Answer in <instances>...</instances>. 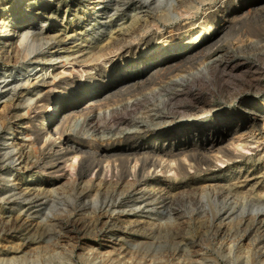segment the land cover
I'll return each mask as SVG.
<instances>
[{"label":"bare ground","instance_id":"obj_1","mask_svg":"<svg viewBox=\"0 0 264 264\" xmlns=\"http://www.w3.org/2000/svg\"><path fill=\"white\" fill-rule=\"evenodd\" d=\"M6 1L0 0V79L2 80L0 95H3V103H5L0 119L1 116L6 118L11 115L13 105L28 107V110L34 111V115L30 116L29 111L26 113L28 117L25 114L17 115L27 119V130L32 140L28 143L24 140L14 148L5 147L0 160L9 156L18 163L16 164L18 170L30 172L37 168V159L32 152L33 146L41 144L42 153L47 151L46 155H42L41 165L45 168L40 171L51 175L53 183L43 180L32 184L28 182L29 186L25 189L32 191L31 196L35 194L40 207L45 203L47 195L59 191L56 186L59 182L64 180L69 185H75L79 180L86 179L82 181L78 193L83 200H90L93 204L87 207L88 202L82 201V204L84 203L82 211L85 213L79 216L84 219L80 220L82 227L98 229L109 234L110 238L114 237L115 240L129 232H145L146 236L149 234L148 236L160 237L191 225L187 223L188 221L177 219L181 215L180 212L177 211L178 216H174L172 212L174 210L171 209L169 214L166 213L169 221H160L157 218L165 216L163 211L165 213L167 208L166 201L177 196L174 192L175 195L172 194V190L187 186L192 188L191 186L197 185L199 187L197 190L203 193L210 192L216 199L219 196L223 197L226 205L212 213L213 221L211 220L209 225L206 224L209 220L206 221L207 219H203L202 216L203 218H198L199 220L193 223L195 226L216 228L222 233L243 227L259 229L264 227V171H259L264 168L261 167L264 166V136L256 133L245 135L242 132V129L250 126L251 120L246 116L238 119L222 116L217 122L208 126L187 127L173 133L169 132L173 129L176 117L182 115L181 117L202 121L216 110L212 105L210 108L209 103L199 101L201 92L196 87L204 80L211 81L210 70L216 67L218 62L227 69L231 66V62L226 60L225 56L216 58L196 71L182 74L178 71L180 67L202 58L200 53L191 50L184 54L183 64L170 63L171 60L152 63L143 71L132 73L118 83H109L111 72L117 68L116 61L119 58H121L120 62L126 61L129 57L126 54L131 49H135V52L148 51L145 46L139 44L142 39L138 31L148 32L149 23H154L157 28H160L163 22L169 24L171 28L169 35L162 34L160 42L155 46L154 50L160 51L179 37L176 30L186 28L190 24L182 25V21L187 22L189 17L198 13L205 5L209 6L208 9L213 8L214 0H170L165 14L157 16H151L149 13L134 14L132 17L137 21L133 22V27L125 28L123 25L120 31L110 33L106 42L102 38L103 40L93 46L86 45L85 37L81 41L67 44L66 41L71 37L68 31L41 24L35 25L36 21L42 18L49 21L58 19L60 17L58 4L41 8L46 11L34 13L27 22L17 21L20 17V13L17 12L12 25L7 26L6 20L2 19L3 15L7 14V10L4 13L5 9L23 11V6L16 7V0ZM111 2L112 0H75L74 4L86 7L95 4L97 8ZM9 3L13 5L6 6ZM187 3L188 6L179 11L182 5ZM135 4L143 8L139 2L136 1ZM229 4L230 0H221L218 7L220 17L229 18L232 14L231 10L227 9ZM112 12L107 10L101 13L100 15L106 17L98 21L100 23L112 21L114 16ZM66 15L67 12L61 20L67 25ZM213 15H215L213 10L205 13L201 16L198 25L209 22ZM29 25L33 26L29 27ZM110 47L114 50L105 53ZM169 74L173 75L172 78L166 80L165 85L156 87L158 82H163V77ZM96 85L99 90L90 92ZM57 90L64 94L54 95ZM81 93L82 98H87L83 105L78 102L82 99L79 97ZM182 96H190L193 102L199 105L198 108L187 105L186 107L178 103ZM114 98L120 100L116 102ZM127 98L128 100H125ZM70 99L72 101L68 102ZM159 99L165 103L163 109L155 104ZM150 105L153 108H149ZM242 105L262 119L264 129V107L254 103L248 105L245 100ZM136 109H141V113L132 116V112ZM39 121L42 123H36ZM231 129H236L237 132L227 133ZM151 135L157 136L155 143L145 144L140 139L142 136L148 138ZM238 159L248 163L250 161L262 163L256 169L252 166H237L235 172L227 171L229 176L224 178L200 177L203 172L223 170ZM256 170L262 174L259 175ZM59 172L62 174L57 175ZM163 178L176 180L177 184L161 183L162 185L158 186L152 182L155 179L162 181ZM237 205L240 208H237ZM86 212H88L87 220ZM59 217H56L52 223L60 225L63 217ZM217 217L221 219L219 222H215ZM47 226L49 227L48 223ZM8 252V250L3 251L7 255ZM5 256L0 258L5 260ZM262 256L264 253L259 255ZM161 257L167 256L163 254ZM198 258H200L198 253L189 254L185 261L193 263ZM163 261L166 263L167 260ZM163 261L153 263H164Z\"/></svg>","mask_w":264,"mask_h":264},{"label":"rangeland","instance_id":"obj_2","mask_svg":"<svg viewBox=\"0 0 264 264\" xmlns=\"http://www.w3.org/2000/svg\"><path fill=\"white\" fill-rule=\"evenodd\" d=\"M16 1V7L20 5L21 7L23 6V11H21V9L17 11L5 9L4 13H6L7 10V14L3 15L2 19L6 20L7 26L12 25V20L16 17L17 12L20 13V17L17 18V21L21 20L27 22V19H30L34 13L46 11L41 10V8L48 7L50 4H58L60 8V17L58 19L49 21L42 18L37 20L35 25L38 26L41 24L44 26L62 28L68 31L71 37L66 41L67 44L73 43L74 41H81L85 37L87 40V42H85L86 45L92 46L98 44L97 42L103 39H105L106 42L107 38L111 35L110 33L120 31L123 25L125 28L133 27V22L137 20L134 21L132 15H144L147 13L151 16L162 15L167 12L170 5V0H149L148 2L145 0H112L111 4L105 3L97 8H95V4H91L88 7L81 4L75 5V0ZM136 1L139 2L143 8H139V4H135ZM6 2H8V0ZM220 2L221 0H214L213 8L208 9L209 6L205 5L203 6L204 9L202 8L198 13L189 17L187 22L182 21V25L185 23L190 24L187 25L188 27L186 28L176 30L179 37L175 39V41L167 44V46L160 51L154 49L158 42H160L162 34L166 36L169 35V30L171 29L169 24L163 22L161 27L157 28L154 26V23H149L147 29L150 30L148 32L141 33V31H138L142 39L139 44H142L143 47L145 46L148 51L140 52L138 50V52H135V49H131V51L126 54V56H129L126 61L120 62L119 60L121 58H119L116 61L118 63L117 68H114L115 70L111 72L109 83H118V81H122L126 76L132 73L143 71L152 63L171 60L172 62L170 63L183 64L182 59L184 54L191 50H194V52L198 54L200 53L202 58L193 60L186 63L183 67H180L178 71L182 74L196 71L208 63L213 62L216 58L225 56L224 58L231 62V66L227 69L224 68L221 62H218V65L210 70L211 81H200L201 83L196 87L201 92L199 101L209 103L210 108L212 105L216 110L208 114L202 121L184 116L181 117L182 115L176 117L173 129L169 132L173 133L176 130L187 127L200 128L208 126L217 122L222 116H228L230 119H238L242 116H246L252 123H250V126L247 128L242 129V132L245 135L256 133L259 136H264L262 119L242 105V102L245 100L248 102V105L254 103L261 104V106L264 107V0H230L227 9L231 10L232 14L229 18H225V16L220 17V13L218 12ZM188 4L189 3L182 5L179 11L184 10ZM10 5L12 6L13 3H9L6 6ZM107 10L113 11L112 13L114 16H112V21L100 23L98 20L106 17V15L100 14ZM210 10L215 11V15L204 25H198L201 22V16L208 13ZM65 12H67V25L63 24L61 20ZM21 21L19 23H21ZM89 24L90 26H88ZM32 26L33 25H29V27ZM113 50L112 47L107 48L105 53H109ZM179 72L175 73L180 74ZM172 76L171 74L164 76L163 82H158L156 87L165 85L166 80L168 81ZM12 79L13 78H10V80ZM0 81L2 80L0 79ZM97 90H99V88L96 85L94 88H91L90 92ZM53 94L59 96L63 95L64 92L57 90ZM82 96L83 94L81 93L79 97L82 98ZM182 97L178 100V103L180 102L184 106L187 105L188 107L198 108L199 105L194 103L190 96ZM118 99L120 100V98ZM86 100L87 98H82L78 102L83 105ZM114 100H116V102L119 101L115 98ZM125 100H128V98ZM71 101L72 99L68 102ZM3 102V95H0V113H2L4 108L3 105L5 103ZM155 104L156 106H160L161 109H163L165 105L160 99L156 100ZM150 107L153 108L152 105H150L149 108ZM12 109L11 115L6 118L1 116L0 119V150L2 151H0V155L5 152L4 149L7 146L14 148L15 145L23 143L24 140L27 143L32 140L29 134L30 132L27 130V119H23L21 116L17 115L25 114V116L28 117L26 113L29 111L30 116H33L34 111L28 110V107H19L15 105H13ZM16 109L18 111H16ZM140 113L141 109H136L135 112H132V116ZM36 123L42 122L39 121ZM73 124L72 122L71 125L73 126ZM234 132H237V130L231 129L227 133ZM140 139L145 144L150 142L155 143L157 136L151 135V137L148 138L142 136ZM40 148L41 144H37L36 147L33 146L32 148L35 159H37V168L30 172L27 170H18V163H15L13 159L11 160L9 156L2 159L3 161L0 160V256L3 257L6 255L5 260H3L2 257L0 258V264H152L155 261H163L164 259L168 262L166 261L165 263L163 261L164 263L159 264H264V256L259 257L261 253H264V227L260 229L257 227H243L228 230L227 232L223 231L222 233L216 228L201 227V229L193 224L202 216H204V218L202 217L203 219H207L206 221L209 220L206 224L212 222V213L217 212L218 209L226 205L223 197L219 196L216 199L210 192L203 193L197 190L199 189L197 185L191 186L193 189L187 186L185 188L179 187L178 189L172 190V194L175 193L177 196H173L172 200L168 199L166 201L167 208L165 209V213L163 211V215L165 216L157 218L160 221H169L170 219L166 216V213L169 214L168 212L171 209L174 210L172 211L174 216L177 215V211L180 212L181 215H177L179 217H177V219L188 221L187 223H191V225L179 230H174L173 233H168L160 237L148 236L149 234L146 236V234H144L145 232H129L122 234L120 239L118 238L115 240L114 237L110 238L109 234L103 233L98 229H86L82 227L80 220L83 218L79 217L81 214H85L82 211L84 204H82V201H85V203L88 202L86 203L88 204L87 207H91V204H93L90 200H83L78 193V188H80L84 179L79 180L75 185H69L64 180L59 182L56 185L59 191H56L57 193L55 192V194L50 193L51 195H47L45 203L40 207V203L37 202L35 194L31 196L32 191L25 190L29 186L27 184L28 182L32 184L35 181L43 180L53 183V177L51 175L40 171L45 168L41 164L43 160L42 157L47 154V151L43 154ZM260 163L262 162L250 161L248 163L247 161H239L238 159L223 170H219L218 172H203L200 177L203 179L205 177L214 178L217 176L224 178L229 176V171L235 172L237 166H252L253 169H256L259 167ZM256 171L260 175L262 174L261 172L264 171V168L259 170L261 171L260 173L258 170ZM58 174L60 175L62 172L57 173V175ZM152 182L154 185L158 186L162 184H177L176 180H170L168 178H163L162 181L155 179ZM160 200H162V198H160ZM237 208H240V206L237 205ZM70 214H73L72 217ZM87 214L88 212H86V220L88 219ZM59 216L63 217L61 222L63 226L61 224L55 225L52 223L54 219ZM45 219L48 220L45 221ZM220 220L219 217L215 218V222H219ZM226 221H229V219H226ZM116 241H119V243H116ZM4 250H8L9 254H4ZM196 253L200 254V258L202 257L201 260L198 258L199 261L197 260L193 263L185 261L189 254ZM163 254L167 257H161ZM244 254L246 255L244 256ZM155 257L157 258L156 260ZM162 258L164 259L162 260ZM153 259L155 261H152Z\"/></svg>","mask_w":264,"mask_h":264}]
</instances>
